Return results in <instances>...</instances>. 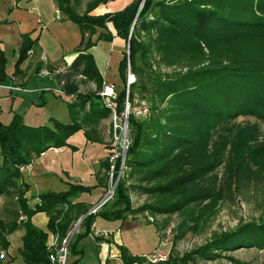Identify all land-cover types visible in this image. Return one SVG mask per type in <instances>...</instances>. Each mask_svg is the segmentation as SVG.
<instances>
[{"label": "trees", "instance_id": "obj_1", "mask_svg": "<svg viewBox=\"0 0 264 264\" xmlns=\"http://www.w3.org/2000/svg\"><path fill=\"white\" fill-rule=\"evenodd\" d=\"M54 1L59 11L88 35L81 41L82 48L75 49L67 67L58 73L61 89L74 99L67 103L70 120L49 116L51 123L29 124L15 111L7 121L0 119V194L13 197L8 208L11 218L0 217L1 249L8 246L6 234L18 224L23 227L19 257L13 264H52L45 244L46 231L30 221L33 213L45 212L46 228L59 240L67 234L75 214L87 209L82 201H72L71 196L92 187L74 182H68L63 190L39 191L38 202L28 205L24 195L28 182L19 166L50 146L67 144L66 137L82 128L75 118L76 105L88 103L83 122L110 114L111 108L96 92L102 78L87 49L98 38L117 35L127 45L117 64L121 87L110 99L115 112L123 109L127 61L130 71L137 75L128 84V99L132 100L136 86L141 91L149 90V97L145 92L137 96L145 97L150 104L143 119L127 115L130 142L125 150V167L113 185V207H104L105 200L98 209L83 215L82 229L67 241L69 252L76 256L72 262L81 256L77 241L89 233L95 215L122 220L138 212L176 213L178 238L188 230H199L223 199H232L257 182L264 189V131L260 132L255 124L238 123L232 124L228 133L218 130L239 114L264 120V0H127L119 8L100 13L89 11L108 0L88 1L81 13L71 6L78 0ZM96 28L100 30L92 40L90 34ZM140 32L150 35V45L163 65L177 67L164 76H154L148 88L141 76L142 68L136 64L137 57L146 51L138 39ZM20 36L12 75L21 72L19 64L35 40L26 32ZM5 62L0 48V81L8 78ZM77 74L92 81L95 89L81 93L74 80ZM83 132L86 139L101 141L88 130ZM119 159H113L111 181L117 175ZM109 164L108 156L99 161L104 178L98 179L103 190ZM125 176L133 178L129 186L124 183ZM128 187L144 193L147 199L133 205ZM19 212L25 213V218L18 219ZM93 238L103 239L97 234ZM238 246L264 248L261 217L215 233L179 256L168 252L164 259L152 262L145 255L127 252L121 245L118 256L125 264H194L195 256L213 258Z\"/></svg>", "mask_w": 264, "mask_h": 264}, {"label": "rangeland", "instance_id": "obj_2", "mask_svg": "<svg viewBox=\"0 0 264 264\" xmlns=\"http://www.w3.org/2000/svg\"><path fill=\"white\" fill-rule=\"evenodd\" d=\"M88 1L91 0H78L71 2V6L76 12L81 13L86 10ZM92 10L93 8L89 12ZM98 29L99 28L96 30ZM45 37V44L52 43L49 36L46 35ZM149 37L150 35L146 32H140L138 34V39L144 43V48L146 51L143 55L138 56L136 59V64L139 65L138 67L142 68H140L142 71L141 76L146 83L147 88L148 85L151 84L152 78L154 76H164L166 73H170L177 69L175 66L163 65L159 61L157 52L150 45ZM105 45L106 42L101 40L98 44H96L93 50L96 51L101 49L104 51ZM42 47L46 49L44 45ZM125 49L126 45L123 47V50ZM4 53L6 58L5 69L6 73L8 74L7 79H9L13 68L12 63L17 51L12 52L9 47H5ZM60 53L61 52H59L58 56L59 62H66L67 59L65 57L68 55L67 52L64 50L62 54ZM37 69L32 70L30 80L27 81L24 86H22V89L12 90V92L17 95H10V92L7 88L0 86L1 120L7 121L13 111L18 112L22 116L23 121L29 124L42 122L51 123L49 116L55 117L62 121L70 120L71 115L68 114L67 103L74 100L72 95L66 94L64 92H52L54 91V89L52 90V87H54V85L58 86L57 76H54L50 73L39 75L37 73ZM133 74L135 76V81L137 79V75L135 73ZM7 79L0 81V84H10L11 81H7ZM74 80L78 90L81 93H86L95 89L94 83L92 81L90 82L80 74L75 75ZM35 84H38L39 86L45 85L48 89L52 90L50 91L45 89L43 91L42 98L44 97V102H40L37 89L34 87ZM120 87L121 81H119L116 85L113 84L114 93L118 91ZM133 92L134 96H137L141 92H145L147 97H149L150 94L149 90L141 91L138 90L136 86L134 87ZM30 97L35 100L38 99L39 103H34L33 101L31 102L29 100ZM75 109V118L80 121L82 128L73 131L66 137L65 140L67 144L64 145V150L54 149L55 147L46 149L44 153L41 152L35 155L33 157L34 161H31L29 167L21 172L23 173L22 175L26 176H29V174L34 175L33 172H30L29 170L31 169V171H33L34 167L40 169L43 166L42 171L44 172L36 176L38 184H41L38 187L40 191L63 190L68 186V182L91 186V194L89 197H87L88 201L84 202V205L87 207V211L90 206L94 205L101 198L106 196L105 193L108 190L109 175L106 179V188L102 192V189L100 190L101 186L98 178H104V174H102L103 168L99 166V161L107 156L111 149L109 148L110 146H112L113 151L116 152L118 150V144H113V116L111 114L107 115L106 117L98 118L96 121L83 122L82 119L86 117L85 115L88 111V103L84 101L81 105H76ZM234 123H238L240 125L255 124L260 132L264 131V120H260L249 114L237 115L236 117L225 122L223 125L218 126V130L228 133L230 130H232L231 126ZM84 129L88 130L91 136L99 137L101 141L86 139V136L83 132ZM129 135L130 131H127V136L129 137ZM49 162L50 167H46V164ZM219 169L220 166L217 168L218 172ZM98 172H100V174ZM119 174L121 173H117V175ZM124 180V183L128 186L133 182V178L126 176L124 177ZM82 192L87 193L88 191ZM127 192L133 205L140 204L148 197L144 193L130 187H128ZM73 196H71L72 201H74ZM12 199L13 197L9 198L6 195L0 194V217L3 219L9 217L11 218L8 208L12 205ZM263 199L264 189L262 184L259 182L251 184L244 188L241 192L234 195L232 199H223L219 203L216 213L207 221V223L202 225L199 230L196 232L188 230L178 238H175V234L177 233L178 229L177 222L179 220V217L176 213L149 214L147 212H138L134 215H128L122 220L106 219L99 215H95L93 217L95 225H93L96 228L100 227L99 224L109 227L112 224L117 225L122 222V228L118 231V238L120 241L117 244L121 245L124 249H126L127 252L131 254L146 256L153 252L163 254L166 257L167 253L169 252L179 256L208 241L213 234L232 229L238 223L249 220H258L259 217L264 220V215L262 216V209L264 205ZM105 200L106 203L104 204V207H113L112 191L108 194L107 199ZM63 206H65V204ZM83 213H80V215ZM80 215L77 216V214H75L70 228L67 230V241L72 234L82 229L81 219L83 216L80 217ZM148 216H150L151 219H148ZM93 225L91 223L89 233L92 232ZM22 231V225L18 224L8 233V249L7 252L5 250V253L1 257L2 262H5L8 258L13 259V257H19V247L21 246L20 235ZM87 234L79 237L77 241V247L81 248V256L76 262H72L71 260L69 262L67 261L68 257L72 259L74 255L69 252L66 242L68 252L65 264H97L99 262L97 257V249L99 248L94 243L91 235ZM54 235L56 236L55 233ZM99 236L104 238L103 235ZM62 238L59 240L57 239L56 244L52 247H57V245L61 243ZM49 250L50 252L53 251V249ZM7 253H9L11 256H14L9 257ZM220 253V255L213 258L195 256L194 264H264V248H257L255 246H238L230 250H223ZM102 263L103 262H101V264ZM106 264L125 263H123L119 258L117 261L107 260Z\"/></svg>", "mask_w": 264, "mask_h": 264}, {"label": "crops", "instance_id": "obj_3", "mask_svg": "<svg viewBox=\"0 0 264 264\" xmlns=\"http://www.w3.org/2000/svg\"><path fill=\"white\" fill-rule=\"evenodd\" d=\"M126 1L127 0H108L106 2L97 4L91 12L100 13L103 11L119 8ZM55 10L58 11V17H55ZM38 18L39 20H41V22L44 23V27H40L39 23L37 22ZM70 22L74 21L65 17V15L61 11H59L54 0H0V48L3 53L5 47H9L12 52L17 51L21 40L20 35L23 32L28 33V36L30 38H35L34 42L31 45L30 51L19 64L21 72L17 75L11 74L7 81L10 80V84H17L22 88V86H24L25 83L30 80L32 70L37 69L42 64L47 65L49 68L54 66H63L66 68L68 62L74 55L75 49L82 48L83 43H81V41H83L88 35L86 31L81 33V30L75 22ZM99 30L100 28L90 34V38L92 40L95 38L96 33ZM46 35L50 37L52 43L45 44ZM101 40H104L106 42L104 51H102L101 49L96 51L93 50L96 44H98ZM43 45L46 47V49L42 47ZM123 47V40L117 35H112L110 39H96L94 43L87 48L92 53L95 65L103 81L112 83L114 85L118 84V82L120 81L118 76L117 64L121 57ZM64 50L68 54L65 57L67 61L61 63L59 62L58 56L59 52H61L60 54H62ZM40 51H43L45 55V60L43 62L39 59ZM53 75L57 76L58 78V74ZM57 85L58 86L54 85V87H52V90L54 89V91H52L45 85L39 86L38 84H35L34 87L37 89V94L40 98V102H44V97L42 98V94L45 89H48L54 93H62L63 90L61 89L59 79H57ZM58 89H61L62 91L60 90L58 92ZM8 91L10 92V95H17L10 89H8ZM29 100L31 102L33 101L34 103H39L38 99L35 100L32 97H30ZM48 148H51V146ZM64 148V145H62L55 147L54 149L64 150ZM45 151L46 149L42 152L44 153ZM33 157L31 158V161H34ZM49 164L50 162L46 164V167L49 166ZM42 167L40 169L34 167L33 171H31L30 169L29 171L33 172L34 175H23L24 179L28 182V188L25 190L24 195L27 198L28 205L30 206H33L35 202H38L37 193L40 191L38 187L41 184H38L36 176L44 172L42 171ZM98 173L100 174V172ZM101 189L102 186L100 190ZM103 191L104 190L102 189V192ZM90 194V191H88L87 193L79 192L73 196V199L74 201L79 200L84 203L88 201L87 197H89ZM78 215H80V213ZM30 221L34 225L46 231L45 244L51 236H54V233L46 228L47 215L45 214V212L36 211L30 216ZM93 224L94 220L92 222V225ZM94 225L92 232L88 233L87 235H91L94 243L99 248L97 249V257L99 259V262L97 264H101V262H103L102 264H106L107 260L117 261L119 259L117 243L120 241L118 238V231L122 228V222L117 225L112 224L109 227L99 224L100 227L96 228ZM93 234L103 235L104 238L95 240L92 236ZM6 238H8V233L6 234ZM50 248L52 249L54 247L51 246L49 247V249ZM7 249L8 248L5 249L6 252ZM7 255H9V253H7ZM13 256L14 255H9V257ZM75 257L76 256L74 255L72 259H74ZM72 259L68 257L67 261H72ZM15 261H17V258L15 257H13V259L8 258L5 262H3V264H13Z\"/></svg>", "mask_w": 264, "mask_h": 264}, {"label": "built area", "instance_id": "obj_4", "mask_svg": "<svg viewBox=\"0 0 264 264\" xmlns=\"http://www.w3.org/2000/svg\"><path fill=\"white\" fill-rule=\"evenodd\" d=\"M58 11L55 10V17H58ZM37 22L39 23L40 27H44V23L37 19ZM127 51V45L126 49ZM30 49L28 50V52ZM39 59L43 62L45 60V55L43 51H40L39 53ZM65 67L63 66H54V67H48L47 65H41L37 69V73L39 75H44V74H58L60 73ZM125 86H124V99H123V109L120 111V113H116L111 102V98L114 97V90H113V84L109 82H105L102 80L101 87L97 89V94L100 96V98L111 108L110 114L113 116V126H112V136H113V144L116 145L118 144V150L116 152L113 151L112 146L109 148L110 151L107 154L110 164H109V182H108V190L106 191V196L104 198H101L97 203L94 205L90 206L88 209L89 211H94L96 210L99 205L102 204V202L107 199L108 194L112 191L113 185L111 184V170L113 167V159L116 156H119V168L117 173H121L122 169L125 167L124 166V157H125V150L127 148V145L130 142V138L127 136V115L130 113L133 115L134 118L136 119H143L146 117L148 110H149V101L145 97H139V96H134L132 97V100H129L127 97L128 93V84L132 81H134L135 76L132 71L129 69V64L128 61L126 62V69H125ZM0 86L5 87L10 90H18L22 89L19 85H14V84H0ZM61 90V89H60ZM58 89V92L60 91ZM62 91V90H61ZM63 92V91H62ZM30 165V162L24 165L19 166L20 171H23L24 169L28 168ZM25 218V213L19 212L18 214V219H23ZM148 219H151L150 216H148ZM54 235V234H53ZM57 237L51 236L49 240L46 243V246L49 248L51 246H54L56 244ZM67 234L64 236L61 240V243L57 245V247L52 248L53 251L50 254L51 262L52 264H65L66 263V257H67ZM51 249V248H50ZM5 253V249H0V257ZM165 256L163 254H158V253H151L150 255H146V259L149 261H156L159 259H163Z\"/></svg>", "mask_w": 264, "mask_h": 264}, {"label": "water", "instance_id": "obj_5", "mask_svg": "<svg viewBox=\"0 0 264 264\" xmlns=\"http://www.w3.org/2000/svg\"><path fill=\"white\" fill-rule=\"evenodd\" d=\"M117 176H118V175H116V177L114 178V180H113V182H112V185L115 183V181H116V179H117ZM87 212H88V210L85 211L82 215H80V217L83 216V215H84L85 213H87Z\"/></svg>", "mask_w": 264, "mask_h": 264}]
</instances>
